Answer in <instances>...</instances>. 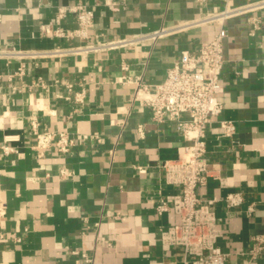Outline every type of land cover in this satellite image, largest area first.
<instances>
[{"label": "crops", "instance_id": "0c3cea01", "mask_svg": "<svg viewBox=\"0 0 264 264\" xmlns=\"http://www.w3.org/2000/svg\"><path fill=\"white\" fill-rule=\"evenodd\" d=\"M246 2L0 0V50L45 52L84 43L52 34L77 26L72 13L57 25L60 6L82 3L93 10L89 41L96 42ZM223 25L218 119L233 121L236 130L224 136L217 121L207 129L208 158L217 170L197 195L203 203L217 199L211 210L222 230L216 245L228 254L225 264H264V255L247 253L253 236L264 234V8ZM220 26L205 23L154 44L108 51L0 57V264H192L182 246L162 241L161 231L179 215L157 212L162 198L182 192L175 160L186 139L175 121L152 118L135 98L133 81L142 77L153 91L183 50L197 51ZM33 120L40 130L67 132L74 145L66 153L53 146L36 150ZM5 143L17 151L5 154ZM229 193H239L242 204L228 207L223 198Z\"/></svg>", "mask_w": 264, "mask_h": 264}, {"label": "built area", "instance_id": "2783aa9c", "mask_svg": "<svg viewBox=\"0 0 264 264\" xmlns=\"http://www.w3.org/2000/svg\"><path fill=\"white\" fill-rule=\"evenodd\" d=\"M262 8H264V0H247L244 5L227 7L223 11L209 13L172 26H162L136 35L90 42V29L94 24L93 10L82 3L60 6L55 19L57 25L67 14L72 13L77 26L72 30L57 27L52 34L79 37L85 40L84 43L57 47L53 51L45 52L1 49L0 57L21 59L62 57L67 54L108 51L145 43L154 44L165 36L197 25L219 23L220 29L212 40L201 43L197 51L186 49L181 52L179 60L168 69L165 79L155 85L153 91L143 82L142 77H137L133 82L136 83L135 98L150 108L152 118L158 122H164L167 119L175 121L177 130L186 139L175 160L182 192L162 198L157 205L159 214L173 210L180 217L178 223L161 231L163 243L182 246L188 261L192 264H225L228 254L216 245L222 230L216 214L211 210V206L217 199H208L203 203L197 195V189L206 185L208 179L217 170L214 162L208 158L207 129L214 121H217L224 136H231L236 130L233 121L218 119L224 109V104L219 98L224 90L221 75L225 62L224 40L227 37V29L223 24L233 15ZM114 9L117 8L114 7ZM49 27L50 25H47L44 28L45 31L48 32ZM123 68L126 69L127 66L124 65ZM122 79L131 80L125 76ZM78 101H82V98H78ZM31 124L36 135L33 147L41 150V153L52 146L66 153L74 145V139L65 131L54 133L50 130H40L37 120H33ZM2 149L5 154L17 151L8 143L3 144ZM169 165L167 162L164 163V166ZM223 199L228 207L238 206L243 202V197L239 193H229ZM247 253L252 258L264 255V234L253 236V245Z\"/></svg>", "mask_w": 264, "mask_h": 264}]
</instances>
